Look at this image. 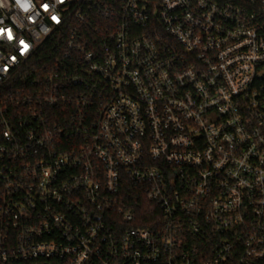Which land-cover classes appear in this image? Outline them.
<instances>
[{"label": "built area", "instance_id": "2783aa9c", "mask_svg": "<svg viewBox=\"0 0 264 264\" xmlns=\"http://www.w3.org/2000/svg\"><path fill=\"white\" fill-rule=\"evenodd\" d=\"M47 41L0 97V264H264V0H0V88Z\"/></svg>", "mask_w": 264, "mask_h": 264}, {"label": "trees", "instance_id": "16d2710c", "mask_svg": "<svg viewBox=\"0 0 264 264\" xmlns=\"http://www.w3.org/2000/svg\"><path fill=\"white\" fill-rule=\"evenodd\" d=\"M59 43L49 41L45 42L35 54V56L30 60V62L25 66L23 70H20L16 76L6 85L0 88V97L3 96L10 89L15 88L19 91H24L25 84L29 78H31V70L41 66L43 63L48 61H53L59 53ZM127 192L124 193L126 200L129 203V207L139 215L142 219L151 218L152 214L158 209L157 207L146 200L144 195L137 190V186L134 184H125L123 187ZM137 196V197H136ZM136 197V198H135ZM140 225V224H139ZM147 224H141L140 226H146Z\"/></svg>", "mask_w": 264, "mask_h": 264}]
</instances>
